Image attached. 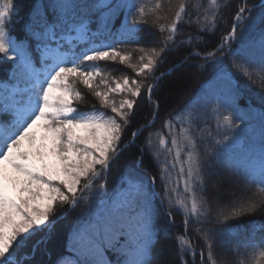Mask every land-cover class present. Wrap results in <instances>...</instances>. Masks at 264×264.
<instances>
[{
    "label": "snow or ice",
    "instance_id": "snow-or-ice-1",
    "mask_svg": "<svg viewBox=\"0 0 264 264\" xmlns=\"http://www.w3.org/2000/svg\"><path fill=\"white\" fill-rule=\"evenodd\" d=\"M224 6L226 0L223 5L209 0L207 7L193 6L188 12L182 2L165 26L157 15L159 2L151 9L139 0H41L29 13L23 38L17 39L16 0H0V63L12 64L7 80L0 82V264H35L60 210L75 211L81 202L86 207L75 217L68 239L74 258L58 257L55 264H161L153 249L162 213L169 223L176 214L184 218L178 239L180 264H196L197 252L187 234L193 223L211 225L194 230L203 241L200 264H217L216 250L228 245L241 259L226 264H264V224L230 238L229 221L264 212V112L258 140L253 138L255 130L243 134L251 114L240 110L238 83L227 70L219 94L211 97L215 127L207 122L209 99L194 97L175 114L165 115L162 127L171 147L159 131L142 141L137 159L150 156L158 176L130 174L118 197L107 191L113 163L159 116V100L153 94L169 73H155L170 52L186 49L173 67L191 60L204 61L193 65L200 68L229 60L249 82L257 83L253 73L259 76L264 89V4L253 15L256 5L241 0L230 28L214 47L194 46L215 35ZM121 12L124 20L115 28L112 18ZM181 23L189 26L190 34L177 40ZM152 28L163 38L141 44V32L156 35ZM121 43L137 47L121 51ZM134 58L137 63H132ZM102 61H119L143 79L125 75L111 87L100 70ZM96 77H102L105 90L93 86ZM80 82L111 114L95 106L84 111L74 106L83 99L75 87ZM113 93L124 98L117 102ZM144 105L151 109V119L132 130L125 142L133 117ZM201 122L204 127H199ZM224 169L243 183L227 202L217 192L220 185L212 182ZM108 252L114 261L107 258Z\"/></svg>",
    "mask_w": 264,
    "mask_h": 264
},
{
    "label": "trees",
    "instance_id": "trees-1",
    "mask_svg": "<svg viewBox=\"0 0 264 264\" xmlns=\"http://www.w3.org/2000/svg\"><path fill=\"white\" fill-rule=\"evenodd\" d=\"M262 0H248V6L256 5L257 11L253 15H258L260 10V2ZM41 0H16L17 14L13 17V35L17 39H21L24 36V26L29 19V13L34 4H39ZM144 3L148 8L155 9L157 2L161 4V9L157 12V15L161 17L160 23L167 26L174 18V13L179 10V5L183 2L188 4L187 11L192 12L193 6L207 7L209 0H139ZM222 5L225 4V0H218ZM228 6L221 7L220 16L223 19L217 27L215 35L211 36L204 42H200L196 47L201 50H207L215 46L220 35L224 34L225 29L230 28L231 19L235 15V6L241 3V0H226ZM264 4V2L262 3ZM187 17H185V20ZM124 20L123 13H119L112 18V23L115 28H119L121 22ZM151 23V21L149 22ZM93 31L96 30L97 24L91 23ZM180 31L177 34V40L187 37L189 32V26L186 23L179 25ZM195 26L191 28V32H195ZM151 31L155 32V36H145L141 32L143 39L141 44H144L150 40L162 39L163 34L159 32L157 28H152ZM72 35V34H71ZM70 36V35H69ZM121 51H131L137 47L135 44L121 43L117 45ZM186 49H180L178 51L170 52L164 57L163 62L158 66L155 75L159 76L161 72H168L160 83L157 85L153 94V99H158L160 108L159 116L155 123L144 130L139 137H137L135 144L125 152L121 153L120 157L113 163L108 174L107 191L111 197H118L122 192V185L127 186V182L130 174L136 173L144 175L146 178L150 175H157L158 171L156 165L153 163L150 156L145 154L144 159L140 162L137 157L139 156V148L142 141L149 135V133H155L159 131L162 135L168 139V147H171V138L167 137V130L163 129L162 124L167 113L175 114V111H179L180 108L192 100L194 97H207L209 102L207 104L208 123L210 126L215 127V118L212 109L215 107V101L211 100L213 95H218L221 89V79H218L220 75H223L224 71L233 74L235 77L234 83H238L239 95L236 98L239 108H253L258 112L259 116L261 112H264V89L261 88V80L259 76L253 73V78L257 83L253 84L236 73V70L231 67L229 60H224L222 64L208 63L203 68L195 67L196 64H204L202 60H191L184 66H175L174 62L182 61ZM132 63H137V59H133ZM12 68L11 63H0V82L6 81L9 72ZM100 70L106 74L111 87H115L114 81L119 80L121 83L123 77L127 75L130 79H143L142 77H136L131 68L126 65H122L119 61L116 62H100ZM102 77H96L94 79L93 86H99L97 90H105L103 85H100V79ZM152 81H145L151 83ZM76 89L81 92L83 97L80 101H75L74 106L84 111L91 109L95 106L97 109H102L98 98L94 96L92 91L88 89L82 82L75 85ZM113 95V94H111ZM203 103V101H202ZM108 113L110 110L102 109ZM203 111V109L201 110ZM254 112V111H253ZM259 116H257L259 118ZM151 119V109L146 105L142 106L137 114L133 117V124L130 126L128 132L125 134L124 140L127 142L130 139V133L135 128H138L140 124L147 122ZM199 127H204V123H199ZM247 128V126H246ZM246 128L243 130V134L246 133ZM154 143L158 141L154 138ZM224 174L212 178V182L218 183L220 187L217 192L221 194L222 202H227L233 191L240 187H243V183H237L235 178L231 177L227 170L224 169ZM157 192L161 191L159 182H157ZM182 191V187H181ZM211 191V189H210ZM86 207L84 202H81L75 209V211L69 212L67 208L60 210V219L55 223V227L51 232L50 238L46 245H42L39 251L34 257L35 264H55L58 257L74 258L69 251L68 239L70 236V230L73 226V222L81 209ZM174 222L169 223L168 218L161 214L158 220V226L161 228L160 235L153 249V255L156 260H159L161 264H180L181 254L179 251L178 239L184 232L183 228V216L176 214L174 216ZM264 224V212H257L254 215L243 216L238 219L229 221V225L233 228V234L230 238H235L236 234H245L248 230H251L255 225ZM199 227H211V225H198L191 224L188 228V236L192 238V246L195 247L197 256L196 264H200L199 253L203 247V241L196 235L195 229ZM260 234V233H258ZM24 249L25 252L30 250ZM231 245L226 246L224 249L216 250L217 264H226V262H235L238 259L237 256L229 251ZM107 258L115 260V256L111 253H107ZM191 260V256L184 257Z\"/></svg>",
    "mask_w": 264,
    "mask_h": 264
},
{
    "label": "rangeland",
    "instance_id": "rangeland-1",
    "mask_svg": "<svg viewBox=\"0 0 264 264\" xmlns=\"http://www.w3.org/2000/svg\"><path fill=\"white\" fill-rule=\"evenodd\" d=\"M74 36H75V34L70 36V37H67V39L71 40ZM89 70H92V69H89ZM222 78H223V75H220L218 77V79H221V80H222ZM112 98L114 100H116L117 102H119V100L124 98V97L122 95H120V94L113 93ZM99 110L104 111L102 109H99ZM240 110L243 111V112L251 114L248 117V124L246 125L247 126L246 133L249 134V135H253V130H255V134H254L253 138L258 140V138H259V130H260L259 118L257 117V116H259L258 112H256L255 109L250 108V107H248V108H240ZM109 114H111V113H109Z\"/></svg>",
    "mask_w": 264,
    "mask_h": 264
},
{
    "label": "water",
    "instance_id": "water-1",
    "mask_svg": "<svg viewBox=\"0 0 264 264\" xmlns=\"http://www.w3.org/2000/svg\"><path fill=\"white\" fill-rule=\"evenodd\" d=\"M263 2H264V0L261 3H263Z\"/></svg>",
    "mask_w": 264,
    "mask_h": 264
},
{
    "label": "bare ground",
    "instance_id": "bare-ground-1",
    "mask_svg": "<svg viewBox=\"0 0 264 264\" xmlns=\"http://www.w3.org/2000/svg\"><path fill=\"white\" fill-rule=\"evenodd\" d=\"M72 35H74V33H73ZM72 35H71V36H72Z\"/></svg>",
    "mask_w": 264,
    "mask_h": 264
}]
</instances>
